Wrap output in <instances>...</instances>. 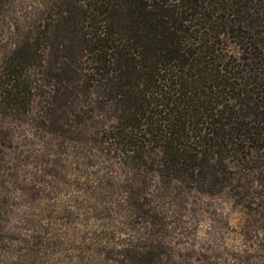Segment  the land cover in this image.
Returning a JSON list of instances; mask_svg holds the SVG:
<instances>
[{"label":"rangeland","instance_id":"rangeland-1","mask_svg":"<svg viewBox=\"0 0 264 264\" xmlns=\"http://www.w3.org/2000/svg\"><path fill=\"white\" fill-rule=\"evenodd\" d=\"M81 3L0 0V77L13 69L21 82L15 110L0 106V264L18 251L36 264H116L114 251L140 239L174 264H264V165L190 149L172 167L147 145L139 170L117 151L125 114L96 88L82 44L110 19L100 8L82 17ZM111 22L126 44L123 15Z\"/></svg>","mask_w":264,"mask_h":264},{"label":"trees","instance_id":"trees-1","mask_svg":"<svg viewBox=\"0 0 264 264\" xmlns=\"http://www.w3.org/2000/svg\"><path fill=\"white\" fill-rule=\"evenodd\" d=\"M98 8L110 22L90 26L82 44L93 56L88 71L100 79L96 88L125 114L123 131L112 134L117 151L131 153L126 157L139 170L147 145L172 167L189 160L190 149L194 158L246 153L252 171V158L264 165V0H82L78 9L88 18ZM121 15L126 44L115 40L111 22ZM8 70L0 77V106L14 111L21 82ZM263 175L255 179L261 188ZM5 204L1 197L0 219ZM48 244L35 246L44 251ZM114 253L116 264H174L142 239ZM17 255L16 264L38 261L33 253Z\"/></svg>","mask_w":264,"mask_h":264}]
</instances>
